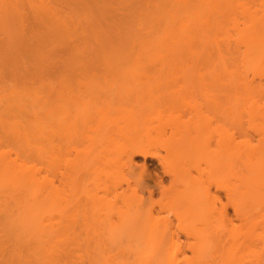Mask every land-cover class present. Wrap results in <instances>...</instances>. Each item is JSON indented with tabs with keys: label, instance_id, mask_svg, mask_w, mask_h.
<instances>
[{
	"label": "rangeland",
	"instance_id": "obj_1",
	"mask_svg": "<svg viewBox=\"0 0 264 264\" xmlns=\"http://www.w3.org/2000/svg\"><path fill=\"white\" fill-rule=\"evenodd\" d=\"M124 1L65 0L61 4L67 3L69 9L64 12L28 14L26 20L22 18L26 15L21 17L15 12L0 14V108L2 112L10 113L19 102V96L26 93L28 99L23 98L24 102L30 103H24L23 112L13 109L7 117L9 122L16 117L21 123H26L28 119L24 116L35 110L31 98L36 94L42 96L50 83L58 85L64 79L68 86L72 83L73 88H81V220L63 223L64 230L60 236L55 235L56 238L49 240L53 244L45 242L47 252L52 249L51 253L58 255L53 257L55 262L50 258L51 264L169 262L173 250L151 252L143 259L134 255L136 258L133 259V253L128 255L115 247L105 246L96 236V232L100 231L97 225H101L109 211L107 204L115 201L105 189L111 188L115 181L124 187H127L128 181L133 182L134 168L124 163L128 160L125 147L134 133L126 135L128 129L137 128L146 143L165 154L166 145L181 133H186L187 123H194L198 130V149L191 159L190 170L196 179H203L206 186L213 181L216 189L217 178L208 179L209 161L217 150L219 129L225 127V122H221L211 111L203 90V80L209 77L205 54L199 51L188 61L160 64L146 61L136 46L143 35L165 32L175 17L179 20L176 24L179 27L185 11L173 2L175 0H162L159 12L117 10V5ZM192 5L195 11L204 9L202 0H192ZM226 18V28L219 36V43L227 57L228 74L234 73L243 82L245 78L252 80L251 84L255 82L250 108L257 106V118L254 121V115L249 111H242V117L253 145L263 146L264 0H234V7L228 9ZM253 19L257 20L259 29L256 40L248 45L245 41L247 32L243 35L242 29L246 28L247 22L252 26ZM217 34V28L213 26L210 35L214 38ZM61 73L63 78L59 79ZM34 121L37 120L32 118L28 121L32 126L29 133L38 142L43 134L39 122ZM121 129L126 130L121 132ZM133 162L136 170L146 165L151 171H161L159 162L145 159L140 154L135 155ZM34 164L45 177L51 175L41 159L36 158ZM219 180L227 185V179ZM169 183L170 178L167 177L165 184ZM140 196L148 201L143 216L145 221L169 220L174 225V231L187 221L184 209L163 200L159 193L152 200L148 193H140ZM218 196L215 200L218 206L227 203L225 193L221 192ZM118 208L121 212H116V220L122 218L125 211L121 201ZM230 211L234 221L223 249L206 257L217 260L216 263L224 259L227 264H245L249 260L250 264L256 250L262 255L263 243L261 241L258 247L236 252L238 247L233 246L231 232L245 229L242 221L233 216V210ZM25 234L24 230L19 232L14 223L0 220V264H44L39 262L40 253ZM256 234L264 236V230H258ZM179 237L178 259L182 264H198L202 256L189 250L194 240H189L184 234ZM44 246L43 251L46 249ZM60 246L64 253L58 249ZM45 251L48 256L50 253ZM59 253L65 255L59 256ZM128 257L133 260H126Z\"/></svg>",
	"mask_w": 264,
	"mask_h": 264
},
{
	"label": "bare ground",
	"instance_id": "obj_2",
	"mask_svg": "<svg viewBox=\"0 0 264 264\" xmlns=\"http://www.w3.org/2000/svg\"><path fill=\"white\" fill-rule=\"evenodd\" d=\"M56 1L0 0V14L15 12L21 17L26 15L22 17L26 20L28 14L64 12L68 2L61 4L65 0ZM161 2L125 0L117 5V10L159 12ZM173 2L185 11L179 27L176 26L179 20L175 17L165 32L143 35L136 46L146 61L160 64L188 61L199 51L205 54L209 77L203 80V90L211 111L221 122H225V127L219 129L217 150L209 161L208 179L212 181L217 178L216 189L213 181L206 186L203 179H196L190 170L191 159L198 149V130L194 123H187L186 133H181L166 145L165 154L146 143L137 128L128 129L126 135L132 131L134 133L125 147L128 160L124 163L134 168L133 182L128 181L127 187H124L115 181L111 188L105 189L115 201L107 204L109 211L101 225H97L100 231L96 232V236L105 246L115 247L128 255L133 253V259L136 256L137 259H143L151 252L173 250L167 264H182L178 259L177 238L184 234L189 240H194L189 250L202 256L198 264H227L224 259L216 263L217 260L206 256L223 249L234 221L232 209L233 216L242 221L245 229L238 233L235 230L231 232L233 246L238 247L236 252L243 248L258 247L262 241V255L256 250L250 264H264V236L256 234L258 230H264V145H253L242 117V111H249L254 115V121L257 118V106L250 108L255 82L251 84L253 81L249 78L243 82L234 73L228 74L227 57L219 43V36L223 35L226 28L228 9L234 7V0H202V11H195L192 0ZM252 24L250 26L247 22L246 28L242 29L243 35L247 32L245 41L248 45L256 40L259 29L256 19L252 20ZM213 26L218 31L214 38L210 35ZM62 73L61 77L60 74L56 76L61 79ZM62 80L58 85L50 83L45 93H40L42 96L36 94L29 97V100L33 99L30 102L35 110L31 108L33 113L26 112L24 117L28 121L33 118L41 125L43 136L38 138V142L29 133L32 126L28 121L21 123L15 117L9 122L7 118L14 110L25 111L24 103H30L24 102L23 98L28 97V93L19 96V102L16 107H12L14 110L10 108V113H4L0 108V220L14 223L19 232L24 230L26 238L40 253L39 262L44 264H48L50 258L55 262L53 257L57 254L53 255L52 249L47 252L45 242L48 241L50 245L49 240L56 238L55 235L60 236L64 230L63 223L81 220V88L76 84L74 86L77 88H73L72 83L68 86ZM202 118H206L205 115ZM125 130L121 129V132ZM108 137L111 140L110 135ZM137 154L159 162L161 171H151L146 165L136 170L133 159ZM36 158L48 167L47 172L51 173L49 177H45L42 170L35 166ZM167 177L170 178L169 185L165 184ZM219 178L227 179V185ZM157 192L163 200L184 209L187 221L177 231H174V225L169 220L149 223L143 219L148 201L140 193H148L152 200ZM221 192L225 193L228 201L218 206L215 200ZM119 201L125 211L122 218L118 216L119 220H116V212H121ZM43 245L46 248L44 251L50 253L48 256L43 251ZM61 246L58 247L60 251ZM54 250L57 252V246Z\"/></svg>",
	"mask_w": 264,
	"mask_h": 264
}]
</instances>
